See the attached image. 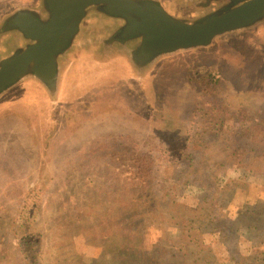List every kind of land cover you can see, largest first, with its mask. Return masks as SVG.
<instances>
[{
	"label": "rangeland",
	"instance_id": "rangeland-1",
	"mask_svg": "<svg viewBox=\"0 0 264 264\" xmlns=\"http://www.w3.org/2000/svg\"><path fill=\"white\" fill-rule=\"evenodd\" d=\"M16 1L22 0H0V10ZM205 70L221 76L220 84L206 88L190 74ZM153 87L145 101L115 76L106 77L73 97L58 117L49 116L33 92L0 105V264H22L11 233L22 210L25 222L43 230L44 264H155L150 259L170 250L172 241L178 245L173 252L188 254L190 264H233L246 246H253V264L261 263L260 60L237 42L223 41L170 65ZM207 101L221 102L220 118L188 168L177 155L196 140L191 134ZM147 196L161 203L156 212L183 215L166 227L172 239L160 220L146 217ZM213 215L220 222L210 220ZM154 234H164L166 242L152 243L139 258L137 240ZM178 257L169 253L161 260L172 264Z\"/></svg>",
	"mask_w": 264,
	"mask_h": 264
},
{
	"label": "flooded vegetation",
	"instance_id": "flooded-vegetation-1",
	"mask_svg": "<svg viewBox=\"0 0 264 264\" xmlns=\"http://www.w3.org/2000/svg\"><path fill=\"white\" fill-rule=\"evenodd\" d=\"M146 6L159 7L181 24H200L209 18L224 14L253 0H137ZM48 0H22L0 10V60L27 46L31 41L17 27L6 25L8 17L19 11L35 12L42 20L50 17ZM72 23L75 30L65 34L69 40L56 56L55 79L40 83L38 89L20 91L11 86L0 93V105L21 93L33 92L42 98L49 116L58 117L70 100L93 82L115 76L131 92L145 101L154 95V85L160 73L178 62L177 52L156 50L139 52L132 39L125 38L127 18L108 13L100 7L89 9L79 22ZM228 38H217L202 51L220 42H237L256 56L264 68V17L250 24L233 27ZM161 52V53H160Z\"/></svg>",
	"mask_w": 264,
	"mask_h": 264
},
{
	"label": "water",
	"instance_id": "water-1",
	"mask_svg": "<svg viewBox=\"0 0 264 264\" xmlns=\"http://www.w3.org/2000/svg\"><path fill=\"white\" fill-rule=\"evenodd\" d=\"M51 14L44 21L35 12L19 11L6 20L17 24L31 43L0 60V93L14 86L18 90L38 89V85L55 79L56 56L69 41L65 34L75 30L89 9L100 7L108 13L127 18L124 36L133 40L139 52L158 50L177 52L182 60L200 51L217 38L227 39L233 27L250 24L264 17V0H253L200 24L173 21L159 7L146 6L137 0H48ZM160 52V53H161Z\"/></svg>",
	"mask_w": 264,
	"mask_h": 264
},
{
	"label": "trees",
	"instance_id": "trees-1",
	"mask_svg": "<svg viewBox=\"0 0 264 264\" xmlns=\"http://www.w3.org/2000/svg\"><path fill=\"white\" fill-rule=\"evenodd\" d=\"M6 8H7V6L3 9H6ZM211 70H205V72H202V74L199 73L198 71H194V72L191 71L190 74L192 75V78H194L197 82H199V84L203 87L207 88V87L217 86L221 82V78H220L221 76L218 77ZM224 104L227 105V103H224ZM219 105H221V102H215L214 103L213 101H207V103L204 104L200 108L201 114L199 116L197 133L191 134V135L197 136V138L195 140L192 137L191 145L187 148H184L182 150V153L179 154L180 156L177 155V157H178L177 161L186 163L188 165V168L191 165H193L194 160H195L196 155H197L196 152L203 151V147L205 145L206 146L209 145V143L208 144L206 143L205 136L215 133L216 119L220 118V113H221ZM237 109H239V110L231 109V115H230L231 118L237 119V117L234 116V112L237 115L236 112L240 111V107H237ZM256 127H258V126H256ZM258 128H260V127H258ZM150 197L156 198L154 195H151ZM150 197H148L149 199L145 200V202H144L145 208L150 209L148 211L149 213H148V215H146V217L147 216L151 217L152 221H154L155 219L160 220L161 224H159V225L163 226V230L167 232L166 237L168 240H170V239H172V237L166 228L167 225L170 226V225L179 224L181 221V217H182V219H184L183 215L179 214V212H172V214L169 215V212L166 213L164 209L160 210V208H159V211L156 212V208H158L161 205V203L153 202L154 200ZM26 207H27V205H26ZM25 211L26 210H22L20 215H19L18 220L15 219V221L13 223V228H12L13 232H11L14 235L16 242H17V246L22 253V264H44V262H43V259H44L43 258V250H44L43 243L45 240V235L43 233V230H41L40 228H36V226L33 225L32 222H25V219L27 216V213H25ZM217 216L218 215H213L210 220L220 222L217 219ZM172 221H173V224H172ZM218 225L219 224H216V227H218ZM222 232H223V229L221 231L216 230L214 233L216 235H219ZM226 236H229V233ZM163 239H164V234L157 239H156L155 234H154V236H151V239L145 238V237H143L142 239H138L136 243H139L140 240L142 241V243H139L136 246L137 251H138V253H136L137 256L139 258H141L142 255L144 254V252L149 250L150 245H152V243L154 244V246L161 245ZM164 241H165V239H164ZM136 243H134V244H136ZM171 243L172 244L170 245V247H171L170 250L166 246V249H165L166 251L164 254L153 256L150 260H152V262H155V264H160V263L163 264L165 259L161 260L162 256L170 253V254H175L176 256H179L178 258L173 259L172 264H176V263L190 264V263H192V261H191L192 258L188 254L185 253L183 255H179L178 253L173 252L176 250L178 245L174 244L173 241ZM262 244H264V240L262 241ZM182 247H181L180 251H184V248H182ZM252 249H253V246H248V247L246 246L244 250L238 252L237 255L241 254L242 255L241 258L237 257V255H236V257L233 255V257H234L233 264H253V262L251 260L252 256L250 255V251H249ZM130 252H131V250H130ZM262 252L264 253V250ZM137 256H136V258H137ZM196 256H197V254H196ZM198 260H199V258L197 257V259L193 260V261L195 262ZM263 260H264V256L261 258L260 264H262Z\"/></svg>",
	"mask_w": 264,
	"mask_h": 264
}]
</instances>
